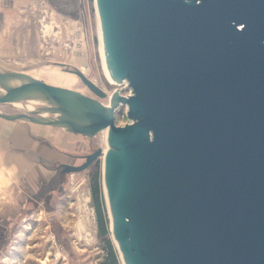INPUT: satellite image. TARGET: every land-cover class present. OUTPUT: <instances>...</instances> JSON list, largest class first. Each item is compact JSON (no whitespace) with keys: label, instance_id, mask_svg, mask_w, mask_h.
I'll list each match as a JSON object with an SVG mask.
<instances>
[{"label":"water","instance_id":"1","mask_svg":"<svg viewBox=\"0 0 264 264\" xmlns=\"http://www.w3.org/2000/svg\"><path fill=\"white\" fill-rule=\"evenodd\" d=\"M109 95L0 68V117L91 138L121 264H264V0H94ZM108 97V102L99 99ZM126 105L130 120L114 123Z\"/></svg>","mask_w":264,"mask_h":264},{"label":"rangeland","instance_id":"2","mask_svg":"<svg viewBox=\"0 0 264 264\" xmlns=\"http://www.w3.org/2000/svg\"><path fill=\"white\" fill-rule=\"evenodd\" d=\"M0 68L25 72L59 86L63 85L48 79L47 75L68 74L78 87H63L94 96L78 76L69 71L77 68L106 95L116 88H120L123 95L130 93L125 84L112 83L105 76L94 0H0ZM99 100L107 103L108 97ZM129 121L126 105H120L114 123L124 125ZM103 131L91 138L78 135L76 153H66L62 163L79 164L85 154L97 147L106 148ZM96 160L101 171L102 159ZM57 165L55 163L54 168ZM4 192L6 190L0 189V196H4ZM27 193L23 188L11 191L15 199L14 216L0 220V230L35 229L50 239L54 246L51 251L55 257L57 254L61 257V264H95L102 250L96 235L88 169L64 173L49 195L48 192L39 195V190ZM104 204L108 218L105 196ZM53 239L58 240L59 245Z\"/></svg>","mask_w":264,"mask_h":264},{"label":"crops","instance_id":"3","mask_svg":"<svg viewBox=\"0 0 264 264\" xmlns=\"http://www.w3.org/2000/svg\"><path fill=\"white\" fill-rule=\"evenodd\" d=\"M78 135L53 125L0 117V189L6 190L0 196V220L14 216V188L30 193L50 183L54 164L64 162L62 156L76 153Z\"/></svg>","mask_w":264,"mask_h":264},{"label":"flooded vegetation","instance_id":"4","mask_svg":"<svg viewBox=\"0 0 264 264\" xmlns=\"http://www.w3.org/2000/svg\"><path fill=\"white\" fill-rule=\"evenodd\" d=\"M56 169L50 183L39 190V195L49 194L60 182L64 173L59 166ZM53 242L59 245L58 240L53 239ZM53 247L50 239L35 229L0 230V264H61V257L58 254L55 257L51 251Z\"/></svg>","mask_w":264,"mask_h":264},{"label":"trees","instance_id":"5","mask_svg":"<svg viewBox=\"0 0 264 264\" xmlns=\"http://www.w3.org/2000/svg\"><path fill=\"white\" fill-rule=\"evenodd\" d=\"M87 169L92 206L96 217V235L99 248L102 250V254L95 264H121L117 249L110 237L98 161L94 160L91 162Z\"/></svg>","mask_w":264,"mask_h":264},{"label":"bare ground","instance_id":"6","mask_svg":"<svg viewBox=\"0 0 264 264\" xmlns=\"http://www.w3.org/2000/svg\"><path fill=\"white\" fill-rule=\"evenodd\" d=\"M104 73L106 78L110 81V82H114L112 80H110V77L107 74L106 68L104 67ZM47 78L53 81H56L57 83L63 85V86H73V88H75L74 86L78 87V85L76 84V82H74L73 77H71L68 74H63L61 72H55L52 74H48ZM115 83V82H114ZM104 133H106V130L103 131ZM105 150V148H104Z\"/></svg>","mask_w":264,"mask_h":264},{"label":"built area","instance_id":"7","mask_svg":"<svg viewBox=\"0 0 264 264\" xmlns=\"http://www.w3.org/2000/svg\"><path fill=\"white\" fill-rule=\"evenodd\" d=\"M81 71V70H80ZM82 72V71H81ZM83 73V72H82Z\"/></svg>","mask_w":264,"mask_h":264}]
</instances>
